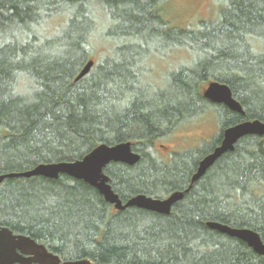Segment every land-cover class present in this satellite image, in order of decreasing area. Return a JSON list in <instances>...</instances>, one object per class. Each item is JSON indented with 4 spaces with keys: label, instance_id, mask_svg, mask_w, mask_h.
I'll use <instances>...</instances> for the list:
<instances>
[{
    "label": "trees",
    "instance_id": "1",
    "mask_svg": "<svg viewBox=\"0 0 264 264\" xmlns=\"http://www.w3.org/2000/svg\"><path fill=\"white\" fill-rule=\"evenodd\" d=\"M166 1L0 0V174L130 141L139 160L104 169L123 201L183 191L161 214L117 210L67 174L5 178L0 225L61 259L94 264H264V254L206 225L250 228L264 242V136L238 139L188 188L224 128L264 121V0H226L216 20L182 29L163 16ZM104 21L109 29L99 34ZM98 39L111 46L100 60L92 58ZM171 46L194 52V65L166 73L163 86L141 82L149 54ZM89 59L90 71L75 80ZM212 80L230 87L242 114L203 97ZM204 110L220 129L206 148L159 156L155 142Z\"/></svg>",
    "mask_w": 264,
    "mask_h": 264
},
{
    "label": "water",
    "instance_id": "2",
    "mask_svg": "<svg viewBox=\"0 0 264 264\" xmlns=\"http://www.w3.org/2000/svg\"><path fill=\"white\" fill-rule=\"evenodd\" d=\"M93 64L94 61L89 59L79 70L75 80L85 76ZM202 95L211 102L224 104L232 111L243 113L240 103L232 96L230 87L225 83L215 80L208 82L202 91ZM249 134L264 136V121L259 119L242 120L224 128L220 143L198 162L196 170L190 178L188 188L222 154L233 150L234 144L238 139ZM139 157V153L133 151L130 141H122L115 144L100 143L81 159L39 163L31 169L0 174V183L5 178L11 177L28 178L39 175L55 179L60 174H67L96 188L104 200L112 204L117 210L135 206L161 214H169L172 205L183 197V191H174L163 198L139 193L123 201L112 189L109 183V176L104 172L105 167L111 162L132 165L139 160ZM206 225L228 236L238 238L256 253L264 254V242L255 230L245 227H232L217 221H208ZM0 264L94 263L88 259H61L57 254L49 251L43 243L37 242L25 234L13 233L8 227L0 225Z\"/></svg>",
    "mask_w": 264,
    "mask_h": 264
},
{
    "label": "rangeland",
    "instance_id": "3",
    "mask_svg": "<svg viewBox=\"0 0 264 264\" xmlns=\"http://www.w3.org/2000/svg\"><path fill=\"white\" fill-rule=\"evenodd\" d=\"M226 0H167L163 16L170 26L177 28H197L199 23H208L216 20L225 6ZM109 22H101L98 33H105L109 29ZM93 59H101L102 55L111 52L110 42L96 41ZM195 53L187 48L171 46L158 53L151 52L145 60L149 71L141 78V82H150L157 86L165 85L166 73L170 74L176 67L193 66ZM208 82L202 84V91ZM183 124V125H182ZM174 129L167 136L155 142L159 156L167 157L172 151H181L186 148H206L219 132V125L209 110L194 115ZM164 195L166 192L158 188Z\"/></svg>",
    "mask_w": 264,
    "mask_h": 264
}]
</instances>
